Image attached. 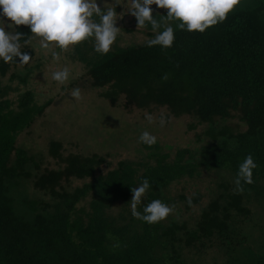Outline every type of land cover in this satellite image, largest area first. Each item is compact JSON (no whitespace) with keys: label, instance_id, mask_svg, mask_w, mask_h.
<instances>
[{"label":"trees","instance_id":"16d2710c","mask_svg":"<svg viewBox=\"0 0 264 264\" xmlns=\"http://www.w3.org/2000/svg\"><path fill=\"white\" fill-rule=\"evenodd\" d=\"M152 12L162 25L158 32L173 28L172 47H148L157 33L147 24L142 30L149 38L143 43L114 46L101 55L90 38L74 46L68 57L85 63L90 85L104 88L101 96L110 104L122 95L126 107H165L174 117L189 115L205 124L196 134L201 144L177 148L169 159L158 142L151 147L142 143L148 159H123L102 173L104 157L63 156L61 143L51 140L49 154L60 166L42 171L34 155L16 142L50 100L37 105L26 90L14 103L0 88V264H199L183 250L194 249L199 257L209 247L225 253L224 261L210 264H264V224L254 248L236 226V218L252 219L245 199L254 197L264 207V0H241L225 21L203 33L179 30L178 21L165 22L167 10ZM17 31L24 34V45L30 28L21 25ZM88 49L93 53L87 55ZM21 51L33 56L29 45ZM17 64L0 60V76ZM234 118L243 129L228 123ZM249 154L257 164L254 183L242 182L244 191L238 193L235 183L231 188L221 181V191L193 226L176 217L148 224L131 215V189L144 179L150 187L137 206L141 213L155 199L167 205L184 201L189 208L184 193L170 194L172 183L209 170L235 181ZM71 180L84 182L69 189ZM87 196V205H78ZM191 198V205L198 204L202 195L195 192Z\"/></svg>","mask_w":264,"mask_h":264},{"label":"rangeland","instance_id":"374dc122","mask_svg":"<svg viewBox=\"0 0 264 264\" xmlns=\"http://www.w3.org/2000/svg\"><path fill=\"white\" fill-rule=\"evenodd\" d=\"M108 6L115 8L117 12L116 27L120 28L116 41L111 46H126L130 44H140L149 37L142 28H137L135 17L128 13L129 3L127 0H107ZM97 4L103 9L105 0H97ZM152 10L164 12L156 5L151 6ZM2 12V9H0ZM95 18V17H94ZM98 22V19H94ZM6 30H10L6 27ZM94 40V39H93ZM33 50V56L27 65L10 66L4 76H0V88L6 91L7 96L15 103L19 95L26 90L32 92L33 100L37 105L50 100L44 111L37 115L32 124L17 136V147H24L29 153L34 155V159L40 165V169L57 168L59 161L53 158L48 151L51 140L61 143L60 153L63 156L74 153L81 156H91L97 154L105 158V163L100 166L99 171L105 173L117 165L123 159L143 160L148 159L147 149L138 142V138L143 131H148L157 137V142L161 145V151H168L169 159L174 157L177 148H194L201 143L196 140V134L201 133L206 127L205 124H197L196 120L189 115L180 117L172 116L165 107L155 108L151 111L138 109L132 106H124L125 99L121 95L114 104H110L107 99L101 96L104 88H94L89 83L87 67L83 61L70 59V48L66 52L60 49L45 50L39 45L38 38H33L28 44ZM52 51L60 53V60L54 61ZM93 53L87 50V55ZM65 66L69 68L70 75L68 81L61 85L52 80V73L62 70ZM19 75V76H18ZM25 77L26 82H22L19 77ZM80 88L81 97L79 101L72 99L67 94L74 88ZM152 114L155 122L149 124L145 119V114ZM163 113L167 123L161 127L159 117ZM193 123L194 127L188 128ZM231 126L244 125L236 118L230 119ZM169 146V147H167ZM62 165V164H61ZM32 171H35L32 169ZM85 181H89L86 178ZM229 182L232 188L234 180L227 174L217 171H201L198 176L174 182L170 187V194L176 196L184 193L191 197L195 192L202 195L201 201L186 208L184 201L177 200L173 212L164 220L169 221V217H176L179 221H187L189 226H193L198 218L201 209L220 192L219 183ZM83 180H71L69 189L81 186ZM87 196L78 205H87ZM244 204L250 206L252 219L243 220L236 218V225L244 230L248 237L246 242L254 248L257 244L256 237L261 225L264 224V207L252 197L244 200ZM250 233L251 235L250 237ZM250 238H254L251 240ZM259 240V238H258ZM186 256L194 254L196 263H212L224 261L225 253L218 251L215 247L202 250L200 259L194 249H184Z\"/></svg>","mask_w":264,"mask_h":264},{"label":"clouds","instance_id":"9594fccd","mask_svg":"<svg viewBox=\"0 0 264 264\" xmlns=\"http://www.w3.org/2000/svg\"><path fill=\"white\" fill-rule=\"evenodd\" d=\"M129 3L128 13L137 20V28H144L151 25L155 38L147 41L148 47L156 45L162 49L172 47L174 42V30L171 26H165L163 31L161 23L153 18L152 5L160 9H166L167 15L163 16L165 22L178 21L177 28L188 32L199 31L203 33L209 27L222 23L227 19L230 12L241 3V0H127ZM110 3L105 0L102 9L97 0H0V60L5 63L16 62L19 65H27L32 57L21 51L23 46L30 43L32 37L38 38L42 49H60L66 52L70 48L80 43L94 39V50L101 55L110 52L111 46L116 41L120 31L116 27L117 12L115 8L109 7ZM98 17V22L93 17ZM28 26L31 37L21 40L24 34L17 31L18 26ZM6 27L10 30H6ZM54 61L60 60V53L51 52ZM19 58V62H17ZM70 75L69 68L65 66L62 70L52 73V80L58 84H65ZM167 74L162 76V80H167ZM69 97L79 101L82 99L80 88L72 89ZM145 119L149 124L155 122L152 114H145ZM167 119L163 113L159 117V125L163 127ZM138 142L153 146L157 142V137L148 131H143ZM257 167L253 156L247 155L243 162L239 164L236 179L234 181L235 191L242 193L244 184H252L253 169ZM150 187L149 181L143 182L132 188V198L130 201L131 215L148 224H155L166 219L174 209L155 199L146 204L143 213L137 210V206L142 202V197ZM191 206L192 198H188ZM114 245L113 247H118Z\"/></svg>","mask_w":264,"mask_h":264}]
</instances>
